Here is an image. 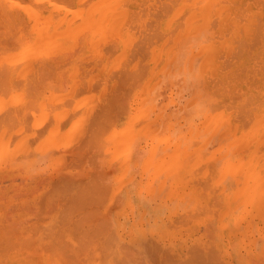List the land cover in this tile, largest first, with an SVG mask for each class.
Wrapping results in <instances>:
<instances>
[{
    "label": "bare ground",
    "instance_id": "6f19581e",
    "mask_svg": "<svg viewBox=\"0 0 264 264\" xmlns=\"http://www.w3.org/2000/svg\"><path fill=\"white\" fill-rule=\"evenodd\" d=\"M80 68H83L84 71ZM84 68H89L91 71L85 70ZM5 69L6 73H4ZM78 69L82 76L85 74L84 77L87 76L86 74L88 71L89 73L94 71L97 72V74L95 72L94 74L91 73L89 78L95 75L96 79H98V76L99 78L108 77L110 80L113 74V77L116 75L113 80L121 86V90H118V95L120 96L118 97L119 99H117L119 101L117 100V102L115 101L116 98L115 100L113 98V100L117 102V107L114 106V103L112 104L110 102L109 103L113 106L109 103V106H104L106 109H108L107 107H109V109L115 107L113 112L114 115L111 112L112 110L109 111L104 109L103 115H100L101 110L99 114L96 113L98 115H95L96 117H100H97V119L94 116V119L92 118L93 121L89 124L90 127H88L87 124V129L85 128V130L90 131L89 133L92 131L95 136L91 133L90 139L92 140L94 138L92 143L95 146L97 143L101 144H98L99 146L96 147H100L101 151L104 149H102L104 142L108 143L107 149L111 153L109 162L113 164L116 162L118 153L122 156V160H120L126 162L130 150H134L136 153H139L140 156L143 154L145 157L146 151L144 150L148 148L149 153L142 160L143 162L141 164L139 163V160L143 158L141 156L142 158H139L138 162L134 164H136V166L141 165V168H143L142 172L145 175L148 174L150 177H153V179L155 176H159L162 173L166 175L167 179L162 177L165 179L166 186L167 183H169L168 177L170 176V187L178 185L177 187L182 190V192L179 191L180 193H177L180 189H176L173 186L174 188L171 190L169 186H165V189L168 188L170 190V192L167 190L169 195L166 194V197H164V194L159 196V193L164 191H158L159 193L157 194L159 197L157 196V200L158 198L160 200L161 197L163 199L168 197L170 202L179 201V205L177 206L180 207V202H187V198L190 199L191 202L188 203L189 205H193L192 202L197 203L195 204L196 206L198 205L197 207L193 205L194 209L198 207L202 209L204 207L203 203H205L206 206L211 200V204L209 203L212 205L211 208L208 209L207 206L209 214L204 207L205 211L203 208L201 212L205 215L203 213H201V215L206 216L208 214L207 217L216 219L219 228L229 229L232 225L236 224L238 219L241 220V215H243V213V216H245V212L249 210L247 208H250V201L252 202L254 199L253 197L257 196L258 198H256L259 202H261V199H264V186H262L264 183H261L264 181V170H260L261 167L259 168L258 166L259 171H257V168L255 171L254 168L250 166L255 160H259V156L260 159L264 158V152H262V154L259 152L258 155L256 152V149L260 145L256 147L257 145L252 142L259 133L260 135H264V0H0V72L3 71L2 73L6 76L8 73V77L1 73L0 83H4H1V85H5V80H9L10 73L12 78H18L17 81L20 82L14 84V86L25 85L27 90L25 86L20 88L26 90L24 92L27 96L24 95V89L22 90V94L27 98H32L30 95L38 93L36 87L39 84V89L44 87V83H47L48 87L51 88L53 86L52 88L54 90L58 89L60 91L59 87H61L63 83L67 84V78L73 80L75 75L78 76V72H76L79 71ZM113 71L116 73H113ZM77 76H75V78ZM78 77V80L74 78V81L71 80V83L68 82V85H71L70 89L74 87L72 83L74 85L76 84L75 86L79 88L77 85L82 83L80 79L83 77L80 76V79ZM93 77L88 79L92 84H97L99 80H102L98 79L96 82L95 77ZM106 78L104 79L108 81ZM104 79L101 83L105 84L103 88L109 85L107 82H104ZM29 80L32 83L29 82ZM14 81L16 80L14 79ZM14 81L10 82V84L14 83ZM21 81L26 82L25 84H21ZM59 81H63L61 82L62 84L60 83L61 85L58 86L54 84V82L57 83ZM75 81L80 82L76 83ZM89 81H84L86 83L83 82L82 84L87 85H81L79 88L81 89L82 87L85 89L89 86V89L88 87L86 88L88 89V94H84L77 98V100L74 99L71 101H75L73 105H70V99L68 100L70 102L68 105L71 106V110H75L82 106V104L91 103L95 94H92L93 91L91 90V87L94 85ZM115 82L113 81V83ZM26 83L28 85H26ZM33 83L35 84L34 87L32 85ZM29 84L32 89L28 88L30 87ZM55 85L57 87H55ZM45 88H47L46 84L44 89ZM63 88H65V86ZM77 88L75 90H69L70 93L72 91V99L83 91V89L78 91ZM15 89L18 90L19 87L15 86ZM0 90L1 95L4 89ZM9 90V94L8 90L2 93V95L5 93L4 100L8 101L9 99L10 104H12V100H17L18 102L20 99L21 101L23 100L22 98L24 97L20 94L21 89L20 91L18 90L19 92L12 91L15 95L12 94L11 89ZM31 90L34 91L33 94V91L30 92ZM89 90L92 91L91 94ZM41 91H43V88ZM67 91L68 89L65 90V92ZM73 91L76 92L74 93ZM183 91L184 93L185 91L189 93L187 95L190 97L184 98V95L182 96ZM40 92L38 94H40ZM83 92L86 93V91ZM100 92L102 93V90L98 93ZM70 93L67 92L66 94ZM51 94L50 96L47 95L49 101L42 98L39 102L42 104L44 99L43 102L47 105L45 103L46 101L49 104L50 99L55 95H60L59 92L57 93L58 95L53 93L52 95L54 96H51ZM61 94V97L66 95L63 93ZM8 95H10L9 98ZM16 96H19L17 98L20 99H16ZM121 96H123V98H121ZM124 96H128V99L131 97V103L133 101L135 103V105H132L134 108L131 107V110L129 109L128 112L125 110L127 100L126 103L122 102L124 101ZM34 97V101L33 99H26L27 105L25 104L26 106L23 107L25 108L22 113L24 116L23 118L27 117V113L30 114L29 111L26 112L25 110H30L29 107L34 106L35 103L40 100L37 99V95ZM61 97L59 99H61ZM63 98L65 97H62V99ZM182 98L184 99L182 100ZM1 99L2 98H0V106L3 105L1 104L3 99ZM121 99L122 101H120ZM56 100L59 102L57 97ZM64 100L62 104H64ZM107 100L108 99H106V102ZM52 102L54 101H51V103ZM121 102L123 104L125 103V107ZM4 103L7 102L4 101ZM37 104L38 103H36V105ZM44 106H41L43 110H41L36 117L33 116L32 120L35 119L32 122L38 121V118H42L43 115L44 117L49 115V109H44ZM69 106H67L69 113L66 111L68 109L65 110L66 115H71ZM8 107L10 108V106ZM38 107H40V105H38L37 108ZM56 109L57 106L55 110H53V112L56 111L57 113L54 112L52 118L56 116L55 118L59 119L65 115L63 113L65 111ZM88 110H90V108ZM9 111L8 116H13L14 118L15 114L11 115L12 112ZM20 111H18V113ZM30 111L31 115H33L34 110ZM47 111H49L48 114H46ZM76 111H78V109H76ZM120 111L124 113L122 120L118 122V119H116L117 115L115 114L120 115ZM88 113L85 114L88 115ZM31 115L30 117H32ZM11 118L12 117H10V119ZM63 118L65 117L63 116ZM82 118L81 120L78 117L71 119L68 123L70 128L63 129V133H61V129H58L55 125V119L53 126L49 127V132L47 131L48 135L46 134L44 140L50 138L48 141H52V143L57 141L63 143V139L62 141L60 140L63 136L65 144L62 146V144L57 142L55 146L57 145L59 147L60 144L62 146H60V150L66 151V145L69 139L73 138V135L70 134H74L73 130L74 132H78L76 125L79 126L81 121H84L82 124L86 123ZM44 119L45 118H43L42 121H47V119ZM3 120H5V118ZM64 120L65 119L60 123L58 120L57 125L60 124V126H62L66 122V120ZM76 121L79 124H77ZM113 121H115L116 124H114L115 122ZM180 121L182 122L180 123ZM92 122H94V125ZM0 125L4 126V123L1 122ZM34 125H36V123H33L32 126ZM9 126L12 125H6L4 127L8 128ZM7 128H3V130L0 131L1 139L4 137H2V135H5L10 128V130H13L12 127ZM89 128H91V130H89ZM4 131L6 132L3 134ZM15 132L14 130V133ZM94 132H98L96 133L97 136ZM79 136L75 134L72 139L73 141L70 140L74 142L75 137L77 138ZM99 137H103L105 141ZM79 139H81V137H79ZM90 139L88 142L90 141L91 143ZM16 141L15 143L17 144L19 140L17 139ZM5 142L6 141H4V145ZM9 142L7 141V143ZM52 143L50 142V145ZM18 144L21 145V142ZM112 145L115 148H112ZM52 146L54 148V145H51V147ZM6 147H8L7 144L3 146V144L0 143V153L4 148L6 149ZM109 148H111L110 150H114L110 151ZM240 148L245 149V151L247 150L246 160L241 156V158L244 159L239 160V158L237 159L239 161H236L237 163L233 161V164H231L227 159L232 156L235 150ZM5 149L4 151L7 150ZM107 149L105 148L104 150L106 151ZM158 149H160L159 154L157 153ZM250 159H254V161H252L253 163L250 162ZM261 160L264 161V159ZM260 162H258L262 164L260 166H264V162ZM109 164L108 168L110 167ZM134 164L133 166H135ZM201 165H203L204 168ZM136 166L135 168L137 169ZM198 166L202 169L199 170ZM176 167L178 169H176ZM217 167L218 172L216 170ZM135 168L133 167L132 169ZM179 168H182L180 171L181 174L177 175L179 173V171H177ZM109 169H111V167ZM126 170L127 168L125 171ZM125 171L122 172L121 170V174L118 173L117 176L119 174V176H121ZM235 174L241 175L242 177V185L239 184L241 188L239 189V185L237 186L236 183L233 184V181L232 185L228 186L231 187L236 185L235 187L237 188L234 186L231 187L234 189V192H225V190H223L224 187L226 188L225 185L224 187H220V192H225L223 195L225 200L231 202L229 206L222 207L223 209H221L222 203H217L221 197V195L218 196L220 192L212 187L219 183H223L225 178L234 177ZM136 175H138V173ZM142 175L140 174L141 178L145 179V175H143L144 177ZM117 176L116 179H123L122 176L121 178ZM134 176L133 174L132 178ZM174 176L176 177L175 180L172 179ZM160 177L161 176L158 177V183L161 185L164 179H162L163 182H160ZM130 178L129 176V179L126 178V180L123 181L117 180L123 183L130 180ZM222 180L224 181L222 182ZM138 181L136 183H138ZM146 181L147 180L144 182ZM150 181L146 183L149 182L152 185V181L154 180ZM200 181L205 182V184L203 185ZM240 181L241 180L237 182L239 183ZM252 181H254V183ZM251 183L252 186L250 185ZM138 184L141 185L140 182ZM151 185L149 184L148 186L147 184L149 188ZM157 185L154 186L153 184L151 191L148 189L147 192L154 193L155 191L152 192V188ZM164 185L165 183L162 184V190H164ZM131 186L133 187V184ZM132 187L128 189L133 191L136 185ZM136 188H138V186ZM211 188L214 191L216 190L215 193H218L217 197L219 198L217 199V197L215 198V196L212 195L211 197L214 199L211 198L209 201H206L211 193ZM139 189L140 188L135 191H139L140 194L143 187L140 189L141 191ZM124 191L127 192L126 189H124ZM131 192L129 191V193ZM129 193L127 192L124 194L127 197ZM132 193H134V191ZM132 193L130 197H137L136 194L132 195ZM221 194L223 193L221 192ZM154 198L151 200L154 201ZM184 198L185 200H183ZM129 199L131 200V198L127 197L128 201L126 200V203H129ZM258 200H256L257 203ZM162 201L165 202L164 200ZM168 202L165 204L166 206L164 205L165 207L169 206L167 204L170 202ZM155 203L158 204L159 202L156 201ZM163 204L164 203L161 205L160 203L158 205L159 207H163ZM129 205L126 204L127 207ZM189 205V208L186 207L187 210L190 209L191 205ZM165 207L163 208L165 209ZM218 207H220L221 210ZM152 208L155 209L156 206L153 205ZM170 208L172 209V206ZM177 209L175 208V211ZM187 210L184 208L182 211L180 207L179 212L181 214L178 212L179 216H183V214L188 215V211L191 210ZM181 211H186L188 213L185 214V212L182 213ZM195 211L196 210H194V213L191 212L192 216L200 215V213L197 214L198 211H196L197 213ZM139 212L142 213V211ZM146 212L149 211H145L144 214ZM174 213H177V211ZM150 214L152 215V213L146 214L148 215L147 219H149ZM158 217L157 219L159 220L160 217ZM191 217L189 216V219L185 218L187 219L186 223H189L188 220L190 221ZM193 217L196 219L199 216ZM147 219L146 222L148 221ZM150 219H152L151 222H154V218L150 217ZM172 219L173 218H171V220ZM195 219L193 220L194 224L199 221V219L197 221ZM202 219L201 217V222ZM247 220H249V218ZM247 220L245 221L246 225L244 224L246 226L245 230L247 227H254V225L248 226L250 220ZM160 221L162 220L160 219ZM179 222L180 218L179 221H176L174 224L176 225L177 223L179 226ZM213 222L215 223V221H212V223ZM154 223H151V225ZM160 223L162 224V222ZM212 223H208V225H206L207 228H210ZM175 225L172 227L174 230H176ZM156 226H158V223ZM174 230L171 231L174 232ZM211 230L214 231V228H211L209 231ZM171 231H167L168 234L172 233ZM213 231L208 232L209 236L213 234ZM250 231H252V229L249 230V233ZM245 232L242 238L246 234ZM217 237L215 239H218L220 236ZM211 238L213 237L211 236Z\"/></svg>",
    "mask_w": 264,
    "mask_h": 264
},
{
    "label": "rangeland",
    "instance_id": "374dc122",
    "mask_svg": "<svg viewBox=\"0 0 264 264\" xmlns=\"http://www.w3.org/2000/svg\"><path fill=\"white\" fill-rule=\"evenodd\" d=\"M80 69L83 70V68H80ZM82 70L81 72L83 74L84 70L83 71ZM85 70L91 71V69L89 68L88 69L86 68ZM2 72L3 71L0 72V77L2 76L1 75ZM76 72H78L79 77L77 75L75 76H77L79 79L81 77L84 78V79L81 78L83 81L80 79L82 83L84 81L88 82L89 81L88 79H91L93 77L92 75L91 78H89V75L91 73L94 74L95 72L97 74L96 71L90 72V73L89 71L88 73L85 72L87 73L86 77H88L86 78L84 77L85 74L83 76L81 75L80 70ZM4 73H6V69ZM113 73H116V72L113 71ZM63 74L66 75L65 73ZM113 76L110 77L112 78L110 80L108 79V77L106 78V77L100 76L102 78H99L97 76L98 79H102V80L104 78L108 79V81L104 79L105 80L104 82H107L109 85H106L103 88V85L105 84L104 83L101 84L102 80H99L98 81L99 83H98L97 82L98 79H96L94 75L97 84L96 83L92 84L89 81L92 85H94L93 87H91L92 85L89 84L91 85L90 87H91V90L93 91L92 92L91 90H89V93L91 94L92 92V94H95L96 97L92 95L94 100L92 99L91 103H85V105L82 104V106H80L81 108L80 107L76 108L78 109V111H76V109L71 110V106H69L68 104L74 99L77 100V98H79L80 96L84 94H88L87 91L89 89V86H87L88 89H86L87 87L86 88L84 87L87 84L84 85L82 83L81 84L79 83L80 85L79 84L77 85L79 88L81 85H84L83 87L85 88L83 89L81 87V89H79L75 86L76 84L74 85L72 83V86L76 87L78 91L82 89L83 91H86V93L83 91H82L83 93L78 92L79 95L73 97L72 99L71 97L72 91L70 93L69 90L71 89L75 90L76 88L72 87L70 89L71 85H68V82L71 83L72 81H74V78L73 80L67 78L68 81L63 79L67 81V84L63 83L64 85L61 83L63 81L61 82L59 81L57 83L54 82V84H57L58 86L61 84L63 85L59 87L60 91L58 89H55L56 92L52 88L53 86L50 85L52 86L51 88L54 90V92L50 87H48L47 83H44L43 85L45 87V84H46L47 88L45 89L44 87L40 88L41 90L43 88V91H45L43 92L39 89L40 84L37 85L36 83L38 88L36 86L35 87L38 90V93L41 91L40 94L38 93L36 94L34 93L33 90H31L30 92L33 91L32 94L33 93L34 94L30 95L32 98L30 97L28 98L33 99L34 101V98H35L34 96L37 95L38 97L37 99H40V100H38L37 102L35 101L36 103H38L37 105L35 102H33L35 103L34 106H31L33 105L32 103H30L31 105L29 104L31 106L29 107L30 110H34V112L33 111L32 112L35 115L33 113H32L33 115H31L30 110H25L26 112L27 111L30 112V114L27 113L29 115L26 114L27 116L26 118H23L24 116L22 113L24 111L23 109H25L23 107L27 105L28 98L26 97L27 95L24 92L27 90V88L25 85L24 86L26 90L20 87H24L21 84L22 83L25 84V82L28 80H26L25 82L21 81V84H20L21 86L15 85L16 87H19L18 89L19 91L21 89L20 94H22V90L24 89L23 92L25 93L24 95L26 96H24L23 94L22 95L24 98L25 97L26 98L24 100V98L21 97L23 100L21 101L20 98L19 100L17 98L20 96L19 94V96H16V99H18L19 102L20 101L21 102L19 103L17 100H14V101L12 100V102L11 101L10 102L13 105L9 103V99L8 101L3 99L5 93L3 95L2 93L5 92V90H8V94H9L10 93L9 89H11V92L12 91L19 92L17 89H15V86H14V84L20 83L17 81L18 78H14V77L12 78V76L9 73L10 78L9 80H5L6 81L5 85H1L2 82L0 83V89H4L2 90L3 92L0 95V98L3 99V102L1 101V104L3 105L0 106V124L2 122L4 123V126L12 125L9 127H12L13 129V130H10L11 129L10 128L8 132L4 131L3 134L5 132L7 134L5 133V135H2V137L4 136L2 139H1V133H0V139H1L0 143L3 144V146H5L6 144L8 145V147H6L7 150L4 148L6 151H4L3 149L4 153L2 154L3 151L0 153V239H1L0 240V264H264V208H262L264 207V201H262L264 199L260 200L262 202L261 203L257 199L258 198L257 196L253 197L254 199L252 198L253 199L252 202L250 201V208H247L249 209L247 210L248 213L246 211L245 216H243L244 215L243 213V215H241L242 216L241 220L238 219L236 224L232 225L229 229H224L222 227L219 228L218 227L219 225H217L216 219H211L210 217H207L209 214L208 209L211 208L212 206L210 205L211 204L210 199L212 198L211 196L214 195L216 198L218 195V193L216 194L215 191L219 190L220 192V187H224L225 185L226 188L225 187L224 189L222 188L223 190H225V192L226 191L234 192V189L231 188L234 185L231 187L228 185H232V181H233V184L236 183L237 186L239 184L242 185L241 175L235 174V176L232 178L229 177L227 179L225 178L224 179L225 181L222 180V182L224 181L223 183H219L218 185L213 186V187L211 186L212 188L216 190L214 191L212 188L210 190L211 193L208 197V200H206V201L210 200L209 201L210 204L207 203L208 205L205 206V203H203L206 209L208 206V209H207L208 214L206 213L207 214L206 216L201 215V213H203L201 212V210L204 208L203 206H202L203 207L202 209L199 207L196 208L198 205L196 206L195 204L197 203L192 202V204L196 206L195 207L196 209H194L193 205L190 204L191 205L190 206L188 204L191 202H190V199H187V198H186L187 202L185 203L183 201H182L183 203L180 202V204L182 205V206L180 205L182 211L184 208L185 210H187L186 207H188L189 205L190 209L188 210H191V211L187 210L189 214H191V212L194 213V210L198 211V213L195 211L197 214L200 213V215H193L197 217L199 216L198 218L195 219L192 216V214L187 215L186 213L188 212L186 211H184L186 215L183 214V216L182 215L179 216L180 207L177 206L179 205L178 204L179 201L170 202L168 200V197L165 199L161 197L160 200L159 198L157 200V196H158L157 193H159L158 191H164L162 193H159V196H162L164 194V197H166V194L169 195L167 191L169 189L168 188L165 189L167 186H169L171 190L174 187L176 189H180L178 191L176 190L177 193L182 192V190L181 188L177 187L178 185L177 186L173 185L174 187L173 186L170 187V184H169L170 183L169 180L171 178L170 176L168 177L169 183H167V186H166L165 179H167V176L164 175L163 173L160 174L159 175L161 176L159 178L160 182L162 181V179H164L162 177H165L164 182L162 181L163 183H161L160 185L158 183L159 176H155L153 179V177H150L148 174L145 175L142 172L143 168H141V165L136 166V164H134L138 162L139 158H142V157L143 158L139 160V163L141 164L143 162L142 160L149 153L148 148L144 150L146 151L145 157L143 156V154H141L142 156L141 157L139 153H136L133 149H132L133 151L130 150L129 157H128V160H126V162L121 161L122 156L118 153V156H116L117 157L116 162H114V164L109 162L111 153L107 149L108 148L107 142H104V144L102 145L103 147L101 146L102 149L106 148L107 149L106 151L104 149L103 151H101L100 147L96 148L97 146L101 144L95 143L96 144L95 146L92 143V140L94 138L92 140L90 139L91 138L90 134L92 133V131L91 133H89L90 131L85 130V128L87 127V124H88V127H90L89 124H91V121H93L92 118L94 119V116L98 115L101 110H102L101 111L102 114L100 112V115H103V109L109 110V111L112 110L111 112L114 115L113 113L115 110L114 108L117 107L116 104L119 101L118 97L120 96L118 95V90H121V86L117 82H115V80H113L116 77V75L115 77ZM6 77H8V73ZM77 77L75 79H77ZM14 79L17 82L14 81ZM13 81L14 83L10 84V82H13ZM113 81L115 83H113ZM29 82L31 81L29 80ZM75 82L78 83L77 81ZM116 83L117 85L115 86ZM26 85L28 84L26 83ZM32 85L34 87L35 84L33 83ZM64 86L65 88H63ZM55 87L57 86L55 85ZM28 88L32 89L31 85ZM67 89H68L67 92L70 94H66L67 92H65V90ZM100 89L102 90V93L101 92L98 93L99 91H101ZM13 92L12 94H14ZM58 92L60 93V95L57 94ZM51 93L52 94L55 93L58 96L56 95L54 96ZM61 93L66 94L65 96H62L65 98L62 99ZM50 94L51 96H54V97L50 99V102L48 104L47 101H49V99L47 98H49L48 96H50ZM187 94L189 93H187L186 91L185 93L184 91L182 92V96L184 95L183 96L184 98L190 97ZM9 96L10 95H8V98ZM66 96H69V97H66ZM56 97L59 102H57ZM60 97L61 99H59ZM124 97H125L124 101H122V99L120 101L126 103V100H127L126 107L124 105L125 103L124 104L122 102L121 103L124 105L125 110H127L126 112H128L131 107L134 108L132 105H135V103L134 101L131 103V100H132L131 97H129V99L127 98L128 96L127 97L124 96ZM42 98L47 99L45 103L48 106L44 104L43 102L44 99L42 101L43 105L41 104V102H39L42 100ZM113 98L114 100L116 98L115 101L117 100L118 101L115 102ZM121 98H123V96H121ZM184 98H182V100ZM69 99H70V102L68 101ZM106 99H108L107 102H106ZM63 100H64V104H62ZM4 101L7 103H4ZM51 101H54V102L56 101V102L51 103ZM60 101H61V105H60ZM74 102H71L70 105H73ZM109 102L112 104L114 103L115 107H113V109L112 108L109 109V107H107L108 109L105 108L106 105L109 106L110 104ZM7 105L10 106V108ZM38 105H40V107L37 108ZM41 106H44V109H47V108L49 109L50 112L47 111L46 113L48 114L49 112V115L45 117L43 115L42 118H38V121L32 122L35 119L34 118L32 120L33 116L36 117V115H38L39 112L43 110L41 109ZM56 106H57V109L59 110L62 109L63 111L68 109L67 106H69L70 113L71 115H74V116H71L70 114L66 115V111L67 113H69V109H68L65 112L61 111L66 115V116L63 115L65 118H63V116L60 117L59 119L55 118L56 116L52 118L53 113L56 112V111L53 112ZM89 108L90 110H88ZM87 110L89 111V113ZM8 111L12 112L11 115L15 114L16 116L14 115V118L13 116H10L12 117L10 119V117L8 116L9 114ZM18 111L20 112L18 113ZM15 112H17L18 115ZM85 113H88V115H86ZM123 113L120 111V115L115 114L117 115L116 119H118V122L122 120ZM30 115L32 117H30ZM113 115H110V116H113ZM81 116L84 118H82ZM76 117L80 118V120L81 118L82 120L84 119L86 123L82 124L84 121H81V123L79 124L77 122L78 120L76 119L77 124H79V126L76 125L77 126L76 129L78 132L75 131L76 132L75 133L73 130L74 134H70V135H73V138L75 134L76 136L80 135L79 137H81V139H79V137L77 138L75 137L74 139L75 141L72 142L73 138L72 139L70 138L72 141L69 139V142L66 145V148H67L66 151L60 150L61 147L65 144L63 136H62L63 138L61 137L60 139L61 141L63 139L62 141L63 143H60L57 141L58 143L62 144V146L59 144V147L57 145L55 146V143L57 142L52 143V141H48L50 140V138H47L44 140L46 134L49 132V127L53 126V122H55V119H56L55 125L58 127V129H61V133H63L64 132L63 129L65 130L66 128L69 127L68 123L70 122V120ZM97 117H100V116H97ZM97 117L95 116V118ZM4 118L5 120H3ZM43 118L47 119V121H42ZM62 118L65 119L66 122L62 126H60V124L57 125L58 123L57 121L59 120V123L62 122L63 120ZM181 122L182 121H180V123ZM33 123H36V125H34L35 127L32 126ZM92 124L94 125V122H92ZM114 124H116V122ZM4 126L0 125L1 127L0 131H2L3 128H7ZM91 128H89V130H91ZM14 130L18 132L14 133ZM11 138L13 139V141ZM88 138L91 140V143L90 141L88 142L89 140ZM17 139L21 142V145L18 144L20 143L19 141L17 143L18 145L15 143ZM100 139L105 141L103 137H101ZM4 141H6L5 145H4ZM7 141L8 142L10 141V142L7 143ZM262 141H264V135L262 134L260 135V133L259 135H256V137L252 141L254 144L257 145V146L255 145L256 147L260 145L256 149L257 155L259 152H261L260 154L264 152V144H262L264 142ZM50 142L52 143L51 145H54V148L53 146L51 147ZM14 143H15V146H14ZM113 145H116V144H113ZM113 145H112V148H115L113 147ZM110 149L111 148H109V150ZM159 151L160 149H158L157 151L158 154H159ZM246 151L243 148L237 149L233 152L234 155L232 154V156L228 158L227 160L230 161L231 164H233V161L237 163L236 161H239L244 158H245L244 160H246L247 153H248ZM241 156L244 158H241ZM261 159H264V158H261ZM261 159L259 156L260 161H262ZM257 160L254 161V159H250L251 163H253L252 161H254L253 164L255 166L253 164H252L253 166L251 164L250 166L254 168L255 171H256V168H257V171H259L258 166L259 168L260 167L264 168V166H260L262 164H259L258 162L260 161L259 160L257 161ZM119 161L123 163L120 164L121 162ZM108 164L110 165L111 169H109L110 167L108 168ZM133 164L137 167V169L138 168L139 169L137 170L135 166H133ZM133 167L135 169H132ZM124 168L125 169L127 168V170L125 171ZM261 168L260 170H264ZM176 169L178 168L176 167ZM200 169L202 168H199V170ZM217 169L218 167L216 168V170ZM121 170L122 172L125 171V173L121 175L123 179H118V178L117 179L120 181H123V180H126V178L129 179V176H130L131 177L130 180H127V182L122 183L116 179L117 174L118 173L121 174ZM181 170L182 168H179V170H177L179 171L177 175L181 174L180 172ZM196 170L199 171L198 169ZM137 173L138 175H136ZM131 174L135 175L133 177L134 179L132 178ZM140 174L145 175V177L142 175L145 179L141 178ZM119 175L117 177L121 178V176ZM238 176L240 177V179ZM148 177L150 178L151 181L152 180L155 181V182L152 181V185L154 184L155 186L159 184L156 187L152 188L153 189L152 192L155 191L154 192L155 195L154 193L147 192L148 189H150L151 191V187H152L151 183L149 182L146 183L147 181H150ZM172 179L175 180L176 177L174 176L172 177ZM238 179L241 180L239 183L237 182L239 181ZM145 180L147 181L144 182ZM137 181L138 183L140 182L141 185L136 183ZM252 182L254 183V181ZM131 183L133 184V187L135 185L136 187L138 186V188L140 189L143 187L144 190L142 189V192H140V194L141 193L143 194L145 191L147 193L145 192L143 195L142 194L140 195L139 191H135L136 189L138 190V188L136 187L133 188L131 186L132 185ZM164 183H165L164 190H162L161 187H162V184ZM201 183L203 185L205 184V182H201ZM261 183H264V181H262ZM147 184L148 186L149 184L151 185L150 188L147 186ZM240 185L238 186L239 189L241 188ZM250 185L252 186V183ZM125 186H128V187H125ZM131 187L134 189L133 190L134 193H132L133 191L131 189L130 190L128 189ZM123 188L126 189L128 193L129 191L130 192L132 191L131 192L132 195H135V194L137 195V197L135 196L130 197L131 193L128 194L127 197L131 198V200L129 199V203L131 207L129 203H126L128 201L127 197L125 196L127 192H125ZM221 192L223 194H221ZM221 192L218 195V196L221 195V197L219 199V202L217 203L218 204L222 203L221 209H223L222 207L229 206V203L231 202H229V200H225V198L223 197L225 192L223 191ZM152 196L153 198L156 197L154 198V201L155 202L158 201L159 202L158 204L161 203L162 205V203H164L163 207H165L166 206L165 204L169 201L170 203L168 202L169 204H167L169 206L165 207V209L161 205H160L161 207H159L158 204L152 201L153 200ZM218 198L219 197H217V199ZM161 199L164 200L165 202H163ZM255 199L258 200V203L256 202ZM183 200H185V198ZM126 204H128L129 206L127 207ZM152 204L156 206L155 209L152 208L153 206ZM170 205L172 206V209L170 208L171 207ZM175 208L177 209L176 210L177 213L179 212L178 214L174 213L176 212ZM205 208L203 209L204 211H205ZM218 208L220 209V207ZM147 209H150V210H147ZM163 210H166V211H163ZM139 211H142L143 214ZM145 211H149V212H146L144 214ZM165 212L167 215L165 214ZM147 213H152L153 216L151 214L149 216L151 218H154V222L156 221L155 222L156 224L153 221L151 222L152 219H150V217L149 219H147L148 218L147 217L148 215H146ZM175 214L177 218L175 217ZM189 216L190 217L192 216L193 218L191 217L192 220L190 219V221L188 220L189 223H186L187 219H189ZM155 217L156 219L158 217L159 220L158 219L156 220ZM184 217L187 219H185ZM201 217L203 218L202 219L203 223L201 222ZM171 218L173 219L171 220ZM179 218H180V222H179L180 224L178 226L177 225L178 222L176 223V225L174 223L176 221H179ZM248 218L250 220V222L248 223L249 224L248 226L254 225V227L252 228V226H250L249 227L250 229L247 227V229L245 230V227H246L245 221ZM146 219L149 221V222L147 221L148 223L146 222ZM160 219L162 221H160ZM194 219L196 221L199 219V221L194 224V221H193ZM212 221H215V223L214 222L212 223ZM150 222L154 224L151 225ZM160 222H162V224ZM157 223H158V226H156ZM208 223L209 224L212 223L213 225L211 224L210 225L211 227L209 226L210 228H207L206 225H208ZM149 225L153 229H151ZM173 225L176 226L175 228L176 230L172 228ZM211 228H214V231L211 230L213 231V234L212 233H211L212 235L210 234L213 238H211V236H209V233H208V232H211L209 231ZM251 229L252 231H250L249 233V230ZM171 230H174V232ZM167 231H171L172 233L168 234ZM244 232L246 234L242 238V235L244 234ZM217 235L218 237L219 236L220 237L218 238ZM216 237L218 239H215Z\"/></svg>",
    "mask_w": 264,
    "mask_h": 264
}]
</instances>
